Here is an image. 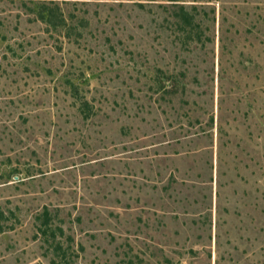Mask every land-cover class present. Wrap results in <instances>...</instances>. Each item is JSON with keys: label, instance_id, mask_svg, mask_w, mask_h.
I'll use <instances>...</instances> for the list:
<instances>
[{"label": "rangeland", "instance_id": "1", "mask_svg": "<svg viewBox=\"0 0 264 264\" xmlns=\"http://www.w3.org/2000/svg\"><path fill=\"white\" fill-rule=\"evenodd\" d=\"M0 264H264V0H0Z\"/></svg>", "mask_w": 264, "mask_h": 264}, {"label": "trees", "instance_id": "2", "mask_svg": "<svg viewBox=\"0 0 264 264\" xmlns=\"http://www.w3.org/2000/svg\"><path fill=\"white\" fill-rule=\"evenodd\" d=\"M44 7V9H46L47 11H46V13H42L41 12V18L40 19H42V20H50L49 19V16H55L56 15V11H57V9H58V7H49V6H46V5H44L43 6ZM181 9H183L182 7H181ZM43 11V10H42ZM45 12V11H44ZM184 14H186V13H184ZM56 16H58V14L56 15ZM55 16V17H56ZM45 17V18H44ZM184 20H182V22L184 23V24H188L189 23V18L187 17V16H184V18H183ZM62 20V19H61Z\"/></svg>", "mask_w": 264, "mask_h": 264}]
</instances>
